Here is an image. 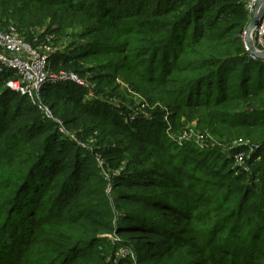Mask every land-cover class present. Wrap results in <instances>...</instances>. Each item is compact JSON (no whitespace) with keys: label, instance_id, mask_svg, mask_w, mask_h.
Returning a JSON list of instances; mask_svg holds the SVG:
<instances>
[{"label":"trees","instance_id":"obj_1","mask_svg":"<svg viewBox=\"0 0 264 264\" xmlns=\"http://www.w3.org/2000/svg\"><path fill=\"white\" fill-rule=\"evenodd\" d=\"M246 6L0 0V29L15 26L38 51L54 46L51 72L93 75L102 93L121 75L155 106L142 127L73 84L45 87L43 101L89 152L7 88L14 72L0 74V264H114L110 234L130 251L119 264H264V64L245 48ZM194 121L225 140L220 146L260 144L249 173L236 175L222 148L199 152L165 134ZM171 145L183 161L155 162ZM104 169L121 221L106 201Z\"/></svg>","mask_w":264,"mask_h":264},{"label":"rangeland","instance_id":"obj_2","mask_svg":"<svg viewBox=\"0 0 264 264\" xmlns=\"http://www.w3.org/2000/svg\"><path fill=\"white\" fill-rule=\"evenodd\" d=\"M72 36H74L73 33H72ZM243 40H244V37H243ZM27 43L30 44L33 49H35L32 46L33 44H31L30 42H27ZM244 44H245V42H244ZM245 47H247L246 44H245ZM51 48H54V46H52ZM96 62L101 63V64L103 63L102 60H97ZM105 64H107V62H105ZM85 68H90V64H86ZM54 73H57V75H56L57 77L64 76L67 74L68 75L69 74L74 75V73H72V72L68 73L67 71H59V72H54ZM63 73H66V74L60 75ZM75 76H77V75L75 74ZM92 76L86 74V77L84 79L77 76L78 80H80L82 82V85H80L78 83L70 82V81H63V82H56V83L51 82V83L47 84L46 87L53 86V84L54 85L55 84L61 85L60 83H63L62 85L69 84V86L73 84L74 86H76L75 88H77V89L81 88L84 90V94L87 96V98L90 99L89 101H92V102L96 101V102H99L101 104H107V105L109 104L108 106L113 107L114 110H115V108L120 110V111H118V114L123 119V122L125 124H133L134 122L136 123L139 121L138 124H140V126L143 127V125H142L143 122H147V120L152 119V117L150 115L151 111H150V113H148V110H153L155 108V106L152 107V105L146 100V98H144L137 90H135L134 87H131L127 83L128 81H126L123 76L116 75L117 77L114 80V85L107 86L105 88V91H106L105 93H102L99 91V88H98L99 83L96 80H92ZM106 85H107V83H103L102 86H106ZM75 92L76 91L72 92L73 93L72 96L73 97L79 96V94H76ZM14 93L19 94L17 92H14ZM41 93H42V91L39 93V95L42 99ZM36 96H35V98H39ZM42 101H43V99H42ZM32 105H33V103H32ZM46 106H47V104H46ZM170 114L171 113L169 112V109H166V120L165 121L167 122L168 126L171 125L170 121L167 119ZM55 118H59V117L55 116ZM197 124H198V122L194 121L192 124L187 126L186 128H189V130L185 131V133L179 132V133L173 135L172 133L170 134L168 129H167L165 134L167 136H170V139H172L171 141L172 142L175 141L177 144L175 142L174 143L177 146H181L184 143H190V144H193L192 146H196V148L198 149L199 152L208 150L210 148H222L223 151L225 150V152H222V154L225 156V158L232 160V161H235V164L233 162V169H234L236 175H238L241 171H245L246 173H249V170L251 168L250 163L252 161L254 152L256 151V149H260V147H261L260 144L254 143L250 139H245L241 143L233 142L230 146H220V145H223V141H225V140L218 139L217 137L219 135H217L215 133L210 132V133L205 134L203 131L198 129L199 126ZM66 130L68 132H71L72 136L75 135V138H78V136L76 135V131L74 129L66 128ZM202 134H204V135H202ZM76 140H77L76 142L79 143L81 147H84L89 152H92V148H91V147H93L92 144L90 145L89 143L81 142V140H78V139H76ZM91 142H92V140H91ZM170 148H171L170 150L168 148V150L162 151L160 153L162 155V157L158 161L156 160L155 162H161V163H163V162H173V163L179 162L180 163V161H183L182 158L179 159V154L177 152H175L176 147L171 145ZM238 149H243V150L237 151ZM163 153H164V155H163ZM211 164L212 165H216V164L218 165V163H216L214 161ZM239 167H241V169ZM216 168H218V167H215L214 169H216ZM186 170L189 173H193V172L195 173L196 172L197 176H202L204 178L207 177V174H205L204 171L196 170L194 165L187 167ZM105 172H107V170H105ZM110 175L112 176L113 174L110 173ZM110 175L104 176L106 181H107L105 184V193L108 197V198H106V201L109 203V205L113 209L114 213L116 215H118L117 220H120L121 219L120 210L118 209V205L116 202V199L118 197V192L114 188V183L112 182ZM165 180L166 179H163V180H161V182H163ZM94 190H96V189H94ZM174 193L175 192H173L172 194H174ZM173 201L178 203V201H176L175 199H173ZM247 232H250V229H247ZM106 238L108 240V243L110 244V246H109L110 253H109L108 260H114V264H119L120 262H124L126 260L125 258L127 257V254H129L130 251L125 246L122 245V240L118 237L117 234L107 235ZM193 239L197 240V238H195L194 236H193ZM229 239H230V236H224L223 237L224 241H228ZM204 240H208V238L204 239Z\"/></svg>","mask_w":264,"mask_h":264},{"label":"built area","instance_id":"obj_3","mask_svg":"<svg viewBox=\"0 0 264 264\" xmlns=\"http://www.w3.org/2000/svg\"><path fill=\"white\" fill-rule=\"evenodd\" d=\"M259 2L260 0H247L246 7L250 20L257 9ZM251 39L255 49L258 52H263L264 14L259 24L255 27ZM245 48L252 61L264 63V57L253 54L247 47ZM51 52L52 48L47 45H42L39 48V51L33 49L15 26L0 30V74L12 71L16 75L15 79L7 81V88L13 92L28 96L33 105L44 114L45 118L52 120L58 125L61 133L68 138L77 141L75 135L72 136V133L66 130L63 121L60 118H55L49 106H46L39 95L47 84L51 82L70 81L82 85V82L78 80V77L75 76V74L64 75L66 73H63L60 75L64 76L57 77V73L51 72L48 63L49 54ZM35 96L39 97L41 100L35 98ZM97 160L102 168V160H100V158ZM239 168L241 169V167ZM103 173L105 176H109L105 170H103Z\"/></svg>","mask_w":264,"mask_h":264},{"label":"water","instance_id":"obj_4","mask_svg":"<svg viewBox=\"0 0 264 264\" xmlns=\"http://www.w3.org/2000/svg\"><path fill=\"white\" fill-rule=\"evenodd\" d=\"M264 14V0H260L256 11L254 12L251 20H250V24L248 26V28L246 29V31L244 32V42L247 46V48L253 53V54H257L260 57H264V52H258L255 49V46L252 42V33L255 29V27L259 24L262 16Z\"/></svg>","mask_w":264,"mask_h":264}]
</instances>
